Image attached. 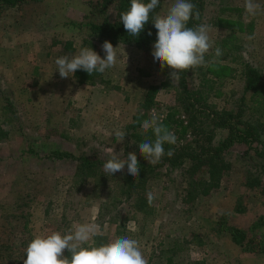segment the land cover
<instances>
[{
  "label": "rangeland",
  "instance_id": "obj_1",
  "mask_svg": "<svg viewBox=\"0 0 264 264\" xmlns=\"http://www.w3.org/2000/svg\"><path fill=\"white\" fill-rule=\"evenodd\" d=\"M174 2L161 0L162 16ZM255 2L264 8V0ZM244 5L245 0H204L200 24L209 26L213 46L206 65L187 71V77L192 88H200L203 77L213 80L208 103L218 110L243 105L246 118L264 125V12L250 16ZM115 17L113 7L99 11L88 0H41L0 16V264H23L34 237L82 223L98 226L100 234L89 244L99 235L106 243L125 235L136 239L148 264L168 259L171 264H264V158L246 151V145L235 144L225 153L230 167L206 196L189 185L182 169L161 168L148 182L155 199L143 211L122 194L126 165L114 176L105 173L113 153L126 159L135 152L138 161H147L138 144L151 129L145 132L142 122L153 114L165 121L176 106L178 84L170 78L172 70L155 61L153 48L121 43L112 44L117 65L92 82L60 77L58 57L71 58L83 47L105 56L103 42L88 25ZM247 63L263 74L254 98L245 86ZM152 86L158 88L155 103L145 109ZM176 119L180 125L169 130L176 143H187L188 118L178 111ZM117 130L127 132L122 142L114 136ZM228 134V128L217 129L215 139ZM256 148L264 150V140ZM54 150L75 157L54 159ZM82 156L105 162L95 178L77 175ZM232 228L247 232L244 245L233 240ZM250 238L256 240L248 245Z\"/></svg>",
  "mask_w": 264,
  "mask_h": 264
},
{
  "label": "trees",
  "instance_id": "obj_2",
  "mask_svg": "<svg viewBox=\"0 0 264 264\" xmlns=\"http://www.w3.org/2000/svg\"><path fill=\"white\" fill-rule=\"evenodd\" d=\"M37 1L41 0H0V16L9 9L20 8L26 3ZM189 2L195 4L200 13L199 20L193 18L188 22V27H195L200 24L204 0H189ZM88 3L99 11H106L112 7L116 11L115 18L107 19L101 23H89L88 25L92 34L99 36L102 42L107 40L112 44H126L144 51H150L153 48L157 39V29L154 27L153 19L156 14L161 15V2L159 7L150 13L149 21L137 37L127 33L121 21V13L130 9L131 0H88ZM149 31H151V35H148ZM97 75L98 73H94L90 76L83 70H77L74 73L75 80L79 83L92 82ZM179 75L180 78L176 86V106L167 114L163 123L169 129L174 123L180 125L181 122L176 119V113L181 111L188 118L186 127L191 131L192 138L183 144L170 145L165 143V153L171 149L173 155L169 157L165 154L161 161L155 165L149 164L148 161L139 160V177H131L126 168L122 194L128 199L134 198L137 209L140 211L145 209L148 202L147 193L150 192L148 182L163 167H171L173 170L182 169L189 177V185L196 187L199 195L206 196L220 186L221 177L230 167L225 153L233 145H246L249 147L246 151L254 150L258 156L264 158V150L256 148L264 140V125L261 122L246 118L243 105H240L235 111L218 110L213 104H209V94L214 88L213 80L203 77L202 86L192 88L188 83L187 71L181 72ZM244 76L246 89L253 92L252 97L254 98L261 91L262 71L247 63L244 67ZM157 90V87L152 86L150 88L143 104L145 109L154 105ZM255 102L261 103L259 98H256ZM222 128H228L229 134L226 138L216 140V130ZM148 136L154 141L155 136L152 130H149ZM50 156L54 159L75 157L69 152L57 150L52 151ZM78 160L80 162L76 166V173L85 178H95L98 167L105 163L101 159H92L89 156L79 157ZM253 229H255L254 226ZM231 233L237 244H245L248 238L245 230L232 228ZM253 240L256 239L250 238L248 245ZM106 241V236L99 235L92 245L99 246L106 244ZM248 247L251 249L252 246ZM66 256L70 258V253L67 252ZM171 262L172 260L168 259L167 264H171Z\"/></svg>",
  "mask_w": 264,
  "mask_h": 264
},
{
  "label": "clouds",
  "instance_id": "obj_3",
  "mask_svg": "<svg viewBox=\"0 0 264 264\" xmlns=\"http://www.w3.org/2000/svg\"><path fill=\"white\" fill-rule=\"evenodd\" d=\"M160 2L161 0H131L130 9L121 13L126 32L133 37L139 36L149 21L150 13L159 7ZM244 8L250 16L264 12V8L255 0H245ZM193 18H200L196 5L189 0H175L166 15L156 14L153 19L157 39L152 55L155 61L159 62L161 69L167 66L172 70L170 78L173 83L179 81L181 72L205 66V55L213 46L208 35V25L187 26ZM148 35H151V31ZM101 48L105 53L103 58L91 47L81 48L78 54L71 58L67 55L58 57L55 64L60 77L66 79L73 76L77 70H83L90 76L94 73L103 74L107 69L115 67L118 61L116 47L106 40ZM215 55H223L219 47L215 49ZM141 126L145 132L151 129L155 136L154 141L146 137L138 144L140 154L149 164L159 163L165 154L169 157L173 155L171 149L165 153L164 145H175L177 136L163 123L161 117L153 114L151 119L144 120ZM126 133L117 130L114 136L118 138V142H122ZM125 165L131 177H139L140 166L135 152H129L126 159H121L113 153L103 168L105 173L114 176L117 172H123ZM154 199L153 193L148 192V203L152 204ZM98 234L100 233L97 225L82 223L73 225L64 233L54 231L46 236L38 235L29 242L23 264H148L136 239L125 235L99 246L89 244L90 239ZM65 250L70 253V258L64 255Z\"/></svg>",
  "mask_w": 264,
  "mask_h": 264
},
{
  "label": "crops",
  "instance_id": "obj_4",
  "mask_svg": "<svg viewBox=\"0 0 264 264\" xmlns=\"http://www.w3.org/2000/svg\"><path fill=\"white\" fill-rule=\"evenodd\" d=\"M75 78V77H74Z\"/></svg>",
  "mask_w": 264,
  "mask_h": 264
}]
</instances>
